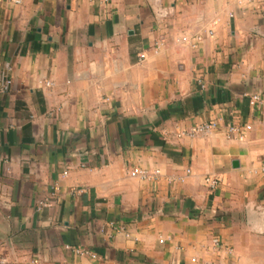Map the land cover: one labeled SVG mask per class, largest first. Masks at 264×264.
<instances>
[{"label":"crops","instance_id":"1","mask_svg":"<svg viewBox=\"0 0 264 264\" xmlns=\"http://www.w3.org/2000/svg\"><path fill=\"white\" fill-rule=\"evenodd\" d=\"M253 95L264 0L0 2V264H264Z\"/></svg>","mask_w":264,"mask_h":264},{"label":"built area","instance_id":"2","mask_svg":"<svg viewBox=\"0 0 264 264\" xmlns=\"http://www.w3.org/2000/svg\"><path fill=\"white\" fill-rule=\"evenodd\" d=\"M2 1H6V0H0V2ZM14 1H18V0H14ZM107 1V0H106ZM10 82H8L9 84ZM250 104L251 106L253 107H260L261 105L264 104V96H260V95H253L251 97V100H250ZM217 128V125L215 123H210V124H204V125H199L197 127H195L191 133H190V136H195L197 134H200V133H205V132H210L214 129ZM247 129H250V127H247ZM237 131V127L235 125H231L229 127V133H234ZM131 175L133 177H141L143 179H147L148 178V173L145 172V171H134L131 173ZM210 181V180H208ZM213 184H216V182L212 181ZM40 206L41 207H47L48 206V203H45V202H41L40 203ZM80 253L82 255H89L90 253L89 252H85V251H80Z\"/></svg>","mask_w":264,"mask_h":264}]
</instances>
